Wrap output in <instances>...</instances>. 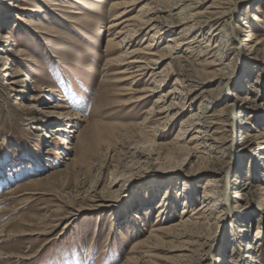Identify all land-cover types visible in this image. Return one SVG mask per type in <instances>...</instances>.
Here are the masks:
<instances>
[{"label":"rangeland","instance_id":"obj_1","mask_svg":"<svg viewBox=\"0 0 264 264\" xmlns=\"http://www.w3.org/2000/svg\"><path fill=\"white\" fill-rule=\"evenodd\" d=\"M126 1L0 0V264H264V148L244 141L264 132V0H197L232 9L233 38L218 21L185 60L163 50L184 25L168 0ZM116 10L150 21L126 46L109 45Z\"/></svg>","mask_w":264,"mask_h":264},{"label":"bare ground","instance_id":"obj_2","mask_svg":"<svg viewBox=\"0 0 264 264\" xmlns=\"http://www.w3.org/2000/svg\"><path fill=\"white\" fill-rule=\"evenodd\" d=\"M138 1L139 0H128L124 4H126V7H127L128 4L131 5V4H134L135 2H138ZM150 1H153V0H150ZM159 1H161V3H164L166 0H159ZM196 1L197 0H168L169 3H168L167 8H168V15L170 17L171 24H174V23L184 24L182 27H180L178 29L177 35L171 36L167 39V44L163 48L165 53L173 60H179V59L185 60L184 58L187 57V55H189V56L192 55V53L194 52V50L196 48H199L203 45H206V47H208V43L210 42V38L212 37L210 30L213 28V25L218 21L224 22V26L222 29H220L218 31L217 34L219 36L225 37L226 43L229 42L230 40H232V38H233L232 37V33H233L232 27L226 23V20H224L230 14V11H232V9H229V12H226V10H223L221 12H216V13L211 14V16L199 15V14L197 15V14H193L191 12L194 8H196L198 6V2H196ZM192 5H197V6L192 7ZM165 8L166 7L163 6V9H165ZM163 9L154 8L155 12H165V11H163ZM123 14H124V12L119 11L117 13V16L114 15L116 17L115 18L113 17V19H112L113 21L111 22V27H113V28H116L119 26L120 27L118 28L119 32L117 31L118 35L115 37L116 39H114L113 41H109V45L120 44L122 46H126L127 44L132 43L133 38L135 37L136 33H138L137 31L141 30L142 24L144 25L146 22V24L149 25L148 24L150 22L149 20L143 21V19L137 18V17L136 18L138 19V21L136 18L131 20L132 17L125 19V20H122L121 18H123ZM163 19H162V21H163ZM134 21L135 22L137 21V23H139V26L137 24H135ZM163 22L165 24L167 21L165 20ZM164 24H161V25L155 24V25L151 26L152 27L151 31H154V34L151 36L150 41H153V38H155L158 34H160L162 31H164V27L162 26ZM176 24H175V26H176ZM0 38H6V36L4 37V36L0 35ZM150 45L147 47L148 48L147 50H149V51H150V49H149ZM213 48L217 49V48H220V46L218 44H216ZM125 50L126 51L124 53H122L124 55L120 56L119 60L121 62H125L127 60V63L125 62L122 64H125L127 70L128 69L133 70L132 72H130V74L132 75V76H130V78L135 77V76H140L145 71L146 68H149V64H148L149 61H148V63H145L142 60V57L139 55L141 53L138 50H129V48H126ZM219 51H220V49H218L217 53L215 54V60L221 59L222 55L220 54ZM202 54H204V53H201V55ZM152 62H153V64H155L156 60H153ZM144 66H146V67H144ZM11 83L14 84L15 82H11ZM229 84H230V81L223 84L224 91L228 89ZM143 96L142 95L138 96V97H136L137 99H135V100L142 101L145 98V96L144 97ZM218 96H211V98L208 99L209 102L216 101ZM238 100H240V103H241L240 108L243 112L252 108V106H250L251 101L248 100V98L244 97V98L238 99ZM235 101H236V99H235ZM56 106H58V105H53L52 107H49V108H56ZM206 110H207V106H204V104H201L199 109H198L199 115H196L197 116L196 118L198 119L197 125L200 126L201 128H198L195 131V133L197 132L198 134H202L203 135L202 137H206L205 141H211V140H213V138L211 137L210 134H208L209 132L206 131L208 128L206 125L207 124V121H206L207 120V118H206L207 111ZM48 113H53V112H48ZM247 124H249V122ZM202 129H203V131H202ZM257 133L258 134H254V135H248V134L245 135L244 141L245 142H251V144H253V146H255L257 149L262 150L264 148V132L259 133V131H258ZM213 142H215V141L213 140ZM203 146L207 147L209 150H213V147L211 146V144H209V145L203 144ZM227 177H228V175H225L224 179L225 178L227 179ZM252 184H253L252 182H245L243 187L240 189L239 193H241L243 196L247 195V196H252V197L259 195L258 190H255L253 192L251 191L252 189H256V188L258 189L257 186L252 185ZM249 186H251V187L249 188ZM32 194H34V193H32ZM209 197H213V196L209 190H206L204 198L209 199ZM223 202L226 204V206L228 205V200H227V196H226V184H224L222 187L220 199L216 200V202H214V203H216V205H217V203L222 205ZM206 203H208V202H206ZM187 219L188 218L184 219L183 221H186ZM191 223H193L192 220L189 222L182 223V227H188V226H190Z\"/></svg>","mask_w":264,"mask_h":264}]
</instances>
